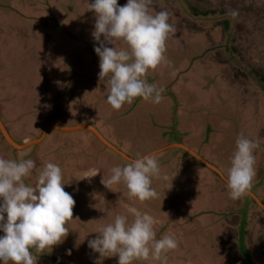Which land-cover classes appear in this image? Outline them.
I'll list each match as a JSON object with an SVG mask.
<instances>
[{
    "label": "rangeland",
    "instance_id": "1",
    "mask_svg": "<svg viewBox=\"0 0 264 264\" xmlns=\"http://www.w3.org/2000/svg\"><path fill=\"white\" fill-rule=\"evenodd\" d=\"M92 2L0 0V117L10 135L25 142L24 138H41L48 126L91 124L130 157L183 141L227 175L235 141L243 133L260 143L261 156L254 153L258 156L254 179L258 181L250 191L264 203V122L252 119L254 125L250 124L254 114L261 122L264 114V0H155L153 14L169 12L175 33L166 41L164 55L170 63L149 69L145 78L153 84L151 73H157L168 84L176 80L171 79L175 74L179 80L174 90L184 102L181 114L169 90L159 104L137 97L115 110L107 103L91 36L95 17L86 11ZM126 3L118 0L121 6ZM16 13L22 21L9 24ZM23 16L40 19L33 23ZM46 27L56 47L42 41ZM33 31L40 50L32 56L23 52L29 50L26 45ZM8 33L16 35L15 41L9 40ZM114 46L127 49L119 40ZM180 80L189 84L180 86ZM45 135L41 143L24 150L0 151L6 159L36 161L33 180H26L29 184H35L46 163L58 164L67 183L65 191L76 201L73 219L65 225L70 230L67 237L52 250L37 254V264H95L99 254L87 244L97 235L94 232L113 222L116 215L126 216L130 223L136 214L158 220L153 224L156 239L169 235L178 241L179 246L166 253L167 264H188L189 260L191 264H264V208L248 193L227 206L226 182L209 167L200 170L202 162L189 152L173 148L156 157L160 174L153 178L152 187L158 197L141 202L129 197L123 183L113 185L112 191L101 184L102 176L110 177L111 168L131 161L109 149L94 133L51 129ZM95 170L99 172L90 183L75 179ZM202 212L207 216L196 217ZM117 259L106 257L100 264H117ZM133 264L160 262L150 258Z\"/></svg>",
    "mask_w": 264,
    "mask_h": 264
},
{
    "label": "clouds",
    "instance_id": "2",
    "mask_svg": "<svg viewBox=\"0 0 264 264\" xmlns=\"http://www.w3.org/2000/svg\"><path fill=\"white\" fill-rule=\"evenodd\" d=\"M154 2L127 0L121 6L118 0H94L87 6L86 11L95 17L91 36L99 57L98 79L105 82L107 103L115 110L137 97L155 104L163 99L165 88L148 83L145 77L149 69L170 63L164 53L175 26L169 23L170 13L166 10L153 14ZM117 40L124 42L127 49L117 50ZM259 147L258 140L238 134L225 177L230 199L238 200L252 189L256 174L254 152ZM35 169L33 159L0 157V264H37V254L61 244L70 231L65 225L73 219L76 201L65 191L62 168L48 162L35 184L26 183ZM110 171V177L102 176L100 181L107 189L112 191L113 185L123 183L129 197L141 202L158 197L152 187L153 178L160 174L155 154L117 165ZM98 172H85L75 179L90 183ZM153 224V217L148 214H136L130 223L126 216L116 215L113 222L100 227L94 232L95 238L87 241L88 248L99 254L95 264L112 256L118 257L117 264L150 258L167 264L166 253L175 250L178 241L169 235L156 239ZM67 254L71 255L70 249Z\"/></svg>",
    "mask_w": 264,
    "mask_h": 264
},
{
    "label": "crops",
    "instance_id": "3",
    "mask_svg": "<svg viewBox=\"0 0 264 264\" xmlns=\"http://www.w3.org/2000/svg\"><path fill=\"white\" fill-rule=\"evenodd\" d=\"M124 1V0H123ZM123 3H125V2H123ZM38 6L36 5V9L38 10L39 8H37ZM17 14V13H16ZM21 14V13H20ZM19 14H17V16L16 17H14L15 18V21L13 20V21H11V22H9V24L10 23H14V22H17L18 20H21L20 19V17L18 16ZM20 16H22V15H20ZM23 17H25V18H28V19H31V21L33 22V23H35L34 22V20L33 19H35V20H38V19H40L39 17H35V16H23ZM63 18V17H62ZM61 18V19H62ZM63 20V19H62ZM61 20V21H62ZM22 21V20H21ZM48 22V21H47ZM46 22V23H47ZM176 28H177V26H176ZM46 30H48V32H46V33H44L43 35H42V41H45L46 42V46H52V47H56L57 46V44H56V41H55V39H54V36H53V34L50 32V30H49V28L48 27H46ZM14 36H15V38H16V35L15 34H9L8 33V38H9V40L10 41H15V38H14ZM29 38L28 39H30L31 38V41H30V43H28L26 46H29L28 48H29V50H25L23 53H26V52H28L29 54H31L32 56L33 55H36L38 52H39V50H40V47L37 45V42H38V38H37V34H35V32L33 31V32H30V35L28 36ZM19 38V37H18ZM21 38V37H20ZM22 40V39H21ZM22 42L24 43V44H26L23 40H22ZM170 42H172V43H174V41L172 40V39H170ZM21 49H19V51H20ZM196 60H198V58H196ZM158 72V71H157ZM157 74V73H156ZM155 73H151V76H152V78H153V81H152V83L153 84H156L157 86H163L164 88H165V90H169V92H168V94H170V91H172L173 93H174V96L176 97V101H177V104H176V106H179V113L181 114V113H183V112H181L180 111V108L182 107V106H184V102H183V98L180 100V98H179V96H178V93H177V91L176 90H174V85L175 86H178V84H177V80H179L177 77H176V75L174 74V77H171V79L172 80H174V79H176L175 81H173V82H168V84H166V83H163V81H162V79L159 77V75H156ZM181 81V82H180ZM179 82H180V86H181V84H184V85H187V84H189V82H187V81H182V80H180ZM205 83H206V81H204ZM201 83H202V78H201ZM103 86H106L105 85V83H104V85ZM201 86H203V89L202 90H205L204 88H206L205 87V85H201ZM188 87V86H187ZM173 89V90H172ZM168 94H165V93H163L162 95H168ZM188 94H186L185 96H187ZM185 99H186V97H185ZM143 101H145V100H143ZM165 101V100H164ZM135 102V101H134ZM167 102H169V101H167ZM166 104V106H167V103H165ZM180 105H181V107H180ZM141 107V106H140ZM191 107V106H190ZM250 107H252V106H250ZM254 107V109L256 110V111H254L256 114H258L257 113V111L259 112V110H258V108H257V106H253ZM183 109H185L184 107H183ZM165 110L163 109V112H164ZM169 111H170V109L168 110V115H169ZM199 111V110H198ZM147 111H144V113H146ZM200 112V111H199ZM214 112H216V111H213V114H214ZM252 119L254 120V123H258V124H260V123H263L264 122V114H262V117H261V119H262V122H261V120L259 119V115L257 116L256 115V117H255V114H254V116L250 119V124L253 126L254 125V123H253V121H252ZM209 122V121H208ZM249 124V125H250ZM65 126H70V125H65ZM230 126H231V123H230ZM49 127V126H48ZM220 127V126H219ZM217 128V127H216ZM45 129V128H44ZM218 129V128H217ZM222 129V128H221ZM46 130V129H45ZM219 130V129H218ZM44 131V130H43ZM50 131V130H49ZM248 133H250V132H248ZM251 134V133H250ZM252 135V134H251ZM0 136H2L3 137V135L1 134V132H0ZM46 136V135H45ZM44 136V137H45ZM213 136V135H212ZM216 137V136H215ZM214 137V138H215ZM252 137H254L253 135H252ZM219 138V137H218ZM256 138V137H255ZM205 139V138H204ZM204 139H201V141H203ZM208 140H211L212 139V137H210V138H207ZM251 139H253V140H256V139H254V138H251ZM3 141H6L5 140V138L3 137V139L0 137V151H9L10 150V148L12 149L13 147H11V145L7 142V143H5L4 144V142ZM23 141H25L26 142V139L24 138L23 139ZM29 141H31V140H29ZM200 141V142H201ZM216 141V140H215ZM180 142H182V143H184L186 146H188L185 142H183V141H177V142H172V143H170L169 145H163V146H161V147H156V148H154V149H152L151 151H148V152H145V153H140V155L138 154V156L137 157H131L132 159H136V158H139V157H141V156H144V155H147V154H152L153 152H157V151H159V152H157V153H155V156L157 157V156H162L164 153H166V152H168V151H170V150H172L173 148H177V147H175L174 146V144H178V143H180ZM206 142V141H205ZM39 143H41V142H39ZM39 143H37V144H39ZM164 142H160L159 144H163ZM33 145H36V144H33ZM33 145H31V146H33ZM28 147H30V146H28ZM163 147H165V148H163ZM189 147V146H188ZM27 148V147H26ZM26 148H24V149H26ZM190 148V147H189ZM209 148V146L208 145H206V147H205V150L206 149H208ZM24 149H22V150H24ZM179 149H182V148H179ZM192 149V148H191ZM184 150V149H183ZM224 151H226V150H224ZM256 152V154L258 153V156L260 157L261 156V154L259 153V150L257 149V151H255ZM254 152V153H255ZM197 153H199V152H197ZM205 153H206V151H205ZM207 154V153H206ZM128 155V154H127ZM199 155L200 156H202L203 157V155H201L200 153H199ZM129 156V155H128ZM208 156V155H207ZM258 156L257 157H255V158H258ZM130 157V156H129ZM204 158V157H203ZM215 158V157H214ZM221 158V161L220 162H223V160H222V157H220ZM220 158H219V160H220ZM128 161H130V160H128ZM262 161V160H261ZM218 164H220V163H218ZM202 165L203 166H200V167H202L200 170H204L205 169V167H207V166H204V164L202 163ZM222 164H220V166H221ZM208 169V168H207ZM206 169V171L208 172L209 171V169L207 170ZM223 172V171H222ZM257 172H259V171H257ZM223 174L226 176V174L223 172ZM256 176V178H257V176L258 175H255ZM183 178V177H182ZM255 178V177H254ZM30 180L29 181H31V180H33V176H31L30 178H29ZM255 179H253V182L255 183H257V181L258 180H255ZM205 181H206V179H205ZM217 186H219V185H217ZM219 188H223L224 190L226 189L225 187H219ZM252 189H253V187H252ZM226 192L228 193V195H226V198L228 199V197H229V190H226ZM214 195L216 196V197H218V195L214 192ZM230 201H232L233 202V200L232 199H229V200H225L224 201V203L227 205V206H229V204H230ZM218 202V201H217ZM133 210L135 211L136 209L135 208H133ZM202 209H200L199 211H201ZM207 212H202V213H200L199 215H196V217H199L200 219H203L204 217H206L207 216ZM163 216V215H162ZM218 217V216H217ZM221 220H222V226L225 228V219H223V218H221ZM158 220H156V219H154V222H157ZM160 222V221H159ZM235 225H237V223H235ZM79 236H81L80 234L78 235V233H76V237H79ZM82 237V236H81ZM83 239V238H82ZM72 240V239H71ZM79 242H81V241H79ZM67 243V242H66ZM82 256H80V258H81ZM250 259V261H251V258H249V256L247 257L246 256V260H249ZM70 262H72V261H70Z\"/></svg>",
    "mask_w": 264,
    "mask_h": 264
},
{
    "label": "water",
    "instance_id": "4",
    "mask_svg": "<svg viewBox=\"0 0 264 264\" xmlns=\"http://www.w3.org/2000/svg\"><path fill=\"white\" fill-rule=\"evenodd\" d=\"M51 129H60L63 131H78V130H87L89 132L94 133L109 149L115 151L116 153L122 155L124 158H126L127 160H133L131 157H129L125 152L121 151L118 147H116L112 142H110L108 139H106L101 133L100 131L95 128L93 125L91 124H83V125H77V126H71V127H65V126H57V125H52L49 126L45 131L44 134L41 136V138H39L38 140H31V141H26V142H18L17 140H15L9 133V131L7 130L4 122L2 121L1 117H0V132L3 135V137L5 138V140L16 150H22L28 146H31L33 144H37L39 142H41L45 136V134L47 132H49V130ZM175 147L177 148H182L185 151L189 152L190 154H192L196 159L200 160L204 165H206L207 167H209L211 170H213L214 172H216L218 175H220L222 177V179L226 182L225 179V175L223 174V172L221 170H219L216 166H214L213 164H211L208 160H206L205 158H203L202 156L199 155V153H197L196 151L192 150L191 148H189L188 146H186L184 143L180 142L178 144H174ZM159 152V151H157ZM157 152H153L152 154H155ZM248 194H250L254 200L260 204L263 208H264V203L261 202V200L253 193V192H248Z\"/></svg>",
    "mask_w": 264,
    "mask_h": 264
},
{
    "label": "trees",
    "instance_id": "5",
    "mask_svg": "<svg viewBox=\"0 0 264 264\" xmlns=\"http://www.w3.org/2000/svg\"><path fill=\"white\" fill-rule=\"evenodd\" d=\"M228 24H229V22H228V21H225V25L228 26ZM254 72H255V73H254L255 75H258V73H257L258 71H257V70H255ZM261 78L264 79V76H261ZM0 137L3 139L2 136H0ZM242 244H243V243H242ZM247 255H248V254H246V256H247ZM247 257H248V256H247ZM249 260H250V259H249ZM69 264H70V263H69Z\"/></svg>",
    "mask_w": 264,
    "mask_h": 264
}]
</instances>
